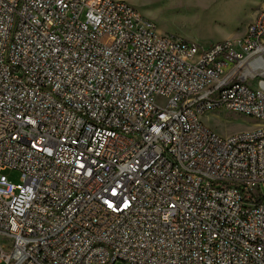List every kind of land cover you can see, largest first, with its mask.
<instances>
[{
	"label": "built area",
	"instance_id": "2783aa9c",
	"mask_svg": "<svg viewBox=\"0 0 264 264\" xmlns=\"http://www.w3.org/2000/svg\"><path fill=\"white\" fill-rule=\"evenodd\" d=\"M0 261L264 264V4L204 46L125 0H0Z\"/></svg>",
	"mask_w": 264,
	"mask_h": 264
},
{
	"label": "rangeland",
	"instance_id": "374dc122",
	"mask_svg": "<svg viewBox=\"0 0 264 264\" xmlns=\"http://www.w3.org/2000/svg\"><path fill=\"white\" fill-rule=\"evenodd\" d=\"M144 17L155 22L159 33L178 36L200 45L234 40L244 34L264 0H125ZM159 105L166 99L156 97ZM220 135H229L255 126L252 117L234 111H220L204 117ZM9 180L19 183L18 170L5 169ZM3 242L8 240L3 239ZM6 244V243H4ZM0 264H6L5 262Z\"/></svg>",
	"mask_w": 264,
	"mask_h": 264
}]
</instances>
